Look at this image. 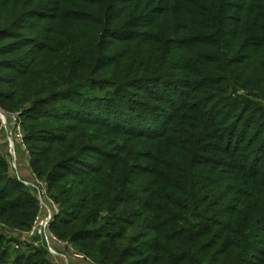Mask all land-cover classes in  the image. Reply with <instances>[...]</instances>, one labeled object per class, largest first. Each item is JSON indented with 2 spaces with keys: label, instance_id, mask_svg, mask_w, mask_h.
I'll use <instances>...</instances> for the list:
<instances>
[{
  "label": "trees",
  "instance_id": "1",
  "mask_svg": "<svg viewBox=\"0 0 264 264\" xmlns=\"http://www.w3.org/2000/svg\"><path fill=\"white\" fill-rule=\"evenodd\" d=\"M23 19L0 108L53 235L90 264H264V0H0V41ZM32 190L0 155V264H57L4 235Z\"/></svg>",
  "mask_w": 264,
  "mask_h": 264
},
{
  "label": "crops",
  "instance_id": "2",
  "mask_svg": "<svg viewBox=\"0 0 264 264\" xmlns=\"http://www.w3.org/2000/svg\"><path fill=\"white\" fill-rule=\"evenodd\" d=\"M0 155L3 156L4 159H6L9 165V173L11 174V176L13 175V177H20V179H24L22 181L25 185H28L33 189L35 188L37 178L30 165V154H27V152H25L20 146V144L17 142L14 134V126L12 121L9 119L8 116L2 114H0ZM28 180L34 182L29 183ZM47 242L48 249L50 252L48 255L49 259L54 263L62 264L59 260L62 250L59 246V243L54 240L50 242L48 241V239ZM56 256H58V258ZM70 259L72 262L74 261L80 263L77 260H73L72 257ZM66 261H69V257H66Z\"/></svg>",
  "mask_w": 264,
  "mask_h": 264
},
{
  "label": "rangeland",
  "instance_id": "3",
  "mask_svg": "<svg viewBox=\"0 0 264 264\" xmlns=\"http://www.w3.org/2000/svg\"><path fill=\"white\" fill-rule=\"evenodd\" d=\"M31 22H32L31 19H23L22 21H20L18 23V26L16 27V30H18V32H19V34H21L22 38H19L17 41H15V40H13L11 38L4 39L3 41H0V47H2V46H7L8 47V46L13 45V44L23 45L24 47L21 49L22 51L21 50L18 51L19 54H22L23 52L28 50L27 48L29 47V45H28L27 42H29V38L25 37V34H30L31 31L28 30V27H29V25H31ZM12 50L13 49H8L6 51L7 53H5V55H0V60L12 58V56L14 55ZM29 58H32V56L29 55ZM10 72H13V70L0 68V75H2V76H5L6 74H8ZM14 134H15V130H14ZM24 151L27 152V154H30L27 149L24 150ZM87 160L90 161L91 163H95V160L93 159V157H88ZM14 177L18 178L17 176H14ZM18 179H20V177ZM20 180H24V179H20ZM28 182L30 183V182H34V181L28 180ZM31 193L36 195V192L33 191V190H32ZM27 233L28 232L17 233L15 231H11V232L4 233V235L9 237V238H15L16 240L18 238L20 240V245H18L19 248H20V252H23V253L24 252H29L35 247L44 246L46 248L47 252L50 253L49 249H48L47 239H48V241L52 242L53 240L50 238L51 236H49L47 239L45 237H43V238H34L33 239V238H29L27 236ZM57 243H59V246L62 249L61 250V256L59 258V260H60V262L62 264H83V263L90 264L89 262L84 261L82 258H77L74 255V254H77V252L74 250L73 245L66 244V243H63L61 241L57 242ZM10 247H11L12 250H14L15 248H17V245H15V243H11ZM62 256H64V257H62ZM56 257L58 258V256H56ZM66 257H69V261L68 262L66 261ZM71 257H72L73 260H77L80 263H77V262H74V261L72 262L71 259H70Z\"/></svg>",
  "mask_w": 264,
  "mask_h": 264
},
{
  "label": "built area",
  "instance_id": "4",
  "mask_svg": "<svg viewBox=\"0 0 264 264\" xmlns=\"http://www.w3.org/2000/svg\"><path fill=\"white\" fill-rule=\"evenodd\" d=\"M0 114L6 115L9 117V119L12 121L14 130H15V138L17 142L20 144V146L23 148V150H26L25 140H24V133H23V125L19 120L18 114H8L4 112L0 108ZM48 185L45 181L38 180L35 185L34 190L37 193V198L40 202V211L35 218L30 230L27 233V236L29 238H43L46 239L51 236L50 238L54 241L60 242L51 232L50 226L53 222L55 216L59 213V208L54 202L49 198L47 193ZM77 258L83 257L79 254H75ZM84 260V259H83ZM91 263V262H90Z\"/></svg>",
  "mask_w": 264,
  "mask_h": 264
}]
</instances>
